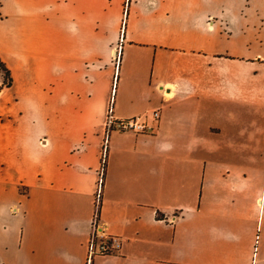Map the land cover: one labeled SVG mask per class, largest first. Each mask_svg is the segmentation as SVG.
<instances>
[{"label":"crops","instance_id":"obj_1","mask_svg":"<svg viewBox=\"0 0 264 264\" xmlns=\"http://www.w3.org/2000/svg\"><path fill=\"white\" fill-rule=\"evenodd\" d=\"M125 2L0 0V264H86L112 97L93 264H264V0Z\"/></svg>","mask_w":264,"mask_h":264},{"label":"built area","instance_id":"obj_2","mask_svg":"<svg viewBox=\"0 0 264 264\" xmlns=\"http://www.w3.org/2000/svg\"><path fill=\"white\" fill-rule=\"evenodd\" d=\"M160 117L161 112L159 109H154L150 112L135 115L132 117L117 116L114 112V100L112 97L105 121L101 165L94 196V212L91 220V233L88 241L86 264H93L94 258L98 255L116 253L120 251L123 246V239L119 235L108 232L100 216L106 157L111 134L114 131L152 133L155 130V124H157V122L160 120ZM258 241L259 234H257L256 244L258 243Z\"/></svg>","mask_w":264,"mask_h":264},{"label":"trees","instance_id":"obj_3","mask_svg":"<svg viewBox=\"0 0 264 264\" xmlns=\"http://www.w3.org/2000/svg\"><path fill=\"white\" fill-rule=\"evenodd\" d=\"M0 70L3 72V75H4V81L2 85H0V90H1L5 86H10L12 84V77H11L10 71L7 68V66L3 63L1 58H0Z\"/></svg>","mask_w":264,"mask_h":264},{"label":"rangeland","instance_id":"obj_4","mask_svg":"<svg viewBox=\"0 0 264 264\" xmlns=\"http://www.w3.org/2000/svg\"><path fill=\"white\" fill-rule=\"evenodd\" d=\"M126 6H127V0H126V2H125V9H126ZM0 85H2V84H0Z\"/></svg>","mask_w":264,"mask_h":264}]
</instances>
